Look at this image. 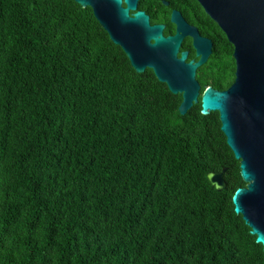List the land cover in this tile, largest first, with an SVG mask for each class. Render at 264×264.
<instances>
[{
	"label": "trees",
	"instance_id": "1",
	"mask_svg": "<svg viewBox=\"0 0 264 264\" xmlns=\"http://www.w3.org/2000/svg\"><path fill=\"white\" fill-rule=\"evenodd\" d=\"M166 1L142 9L172 35V10L197 8L215 41L201 92L227 90L233 45L197 0ZM181 102L91 8L0 0V264H264L235 213L246 184L219 113ZM223 169L218 191L208 174Z\"/></svg>",
	"mask_w": 264,
	"mask_h": 264
},
{
	"label": "water",
	"instance_id": "2",
	"mask_svg": "<svg viewBox=\"0 0 264 264\" xmlns=\"http://www.w3.org/2000/svg\"><path fill=\"white\" fill-rule=\"evenodd\" d=\"M74 1L92 9L137 73L151 69L171 93L182 96L181 115L198 103L204 115L219 113L221 131L240 162L246 184L234 193L235 213L242 216L264 250V0H197L233 45L236 64L234 83L227 90L209 86L204 92L197 70L208 62L212 41L201 36L178 10L170 17L175 34L165 36L164 24H151L150 16L137 10L140 0H124L125 7L123 0ZM186 37L193 40L199 58L196 63L187 62L188 52L179 54ZM226 171L208 174L218 191L227 187Z\"/></svg>",
	"mask_w": 264,
	"mask_h": 264
},
{
	"label": "flooded vegetation",
	"instance_id": "3",
	"mask_svg": "<svg viewBox=\"0 0 264 264\" xmlns=\"http://www.w3.org/2000/svg\"><path fill=\"white\" fill-rule=\"evenodd\" d=\"M147 1L148 0H140L139 2H138V5H137V10L138 11H145L146 12V10H144V9H142V5H144L145 3H147ZM158 2V1H157ZM165 2H167L168 3V5H166L165 4ZM162 3L164 4V5H166L167 7H169L170 6V3L168 2V1H166V0H162ZM151 6H153V8L155 7V9H158V4L157 3H151L150 4ZM123 7H125V4H124V0H123ZM173 10H178L181 14H182V16L184 17V19L190 24V25H192V26H194V27H196L197 29H198V31H199V33H200V35L201 36H203V37H205V38H208V39H210L211 41H212V54H211V56H210V58H209V60H208V62L204 65V66H202L201 68H199L198 70H197V76L201 73V71H202V69L205 71L206 69V72L209 70V67H210V63H212V62H210L211 61V59H212V56H213V54H214V49H215V41H214V38L211 36H206V35H204L202 32H201V30H200V28H199V26H198V10H197V8H195V17L194 16H192V15H190L191 17H189L188 16V14H185V13H183L181 10H179V9H173ZM172 10V11H173ZM155 11H157V10H155ZM147 13V12H146ZM172 13V12H171ZM130 14H132V12H130ZM149 15V14H148ZM150 16V15H149ZM170 17H171V15H170ZM150 20H151V17H150ZM151 24H153L152 23V21H151ZM154 25V24H153ZM165 25V24H164ZM166 26V25H165ZM175 26V25H174ZM175 29H176V27H175ZM175 34V33H174ZM174 34H172V35H174ZM164 35L165 36H169V35H166L165 34V30H164ZM182 52H188V59H187V62H190V61H194L195 63L198 61V57H197V55H196V50L194 49V47H193V40H192V38H190V37H186L185 39H184V41H183V43H182V46H181V48H180V53L179 54H181ZM218 90V89H217ZM220 91H224V90H220Z\"/></svg>",
	"mask_w": 264,
	"mask_h": 264
},
{
	"label": "rangeland",
	"instance_id": "4",
	"mask_svg": "<svg viewBox=\"0 0 264 264\" xmlns=\"http://www.w3.org/2000/svg\"><path fill=\"white\" fill-rule=\"evenodd\" d=\"M210 72V70H208V73Z\"/></svg>",
	"mask_w": 264,
	"mask_h": 264
}]
</instances>
